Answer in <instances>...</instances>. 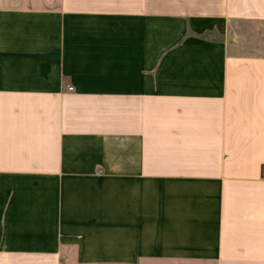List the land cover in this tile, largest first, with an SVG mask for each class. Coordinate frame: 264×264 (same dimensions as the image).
<instances>
[{
    "label": "crops",
    "instance_id": "crops-1",
    "mask_svg": "<svg viewBox=\"0 0 264 264\" xmlns=\"http://www.w3.org/2000/svg\"><path fill=\"white\" fill-rule=\"evenodd\" d=\"M0 264H264V0H0Z\"/></svg>",
    "mask_w": 264,
    "mask_h": 264
},
{
    "label": "built area",
    "instance_id": "built-area-1",
    "mask_svg": "<svg viewBox=\"0 0 264 264\" xmlns=\"http://www.w3.org/2000/svg\"><path fill=\"white\" fill-rule=\"evenodd\" d=\"M73 88L72 87H69V90H72Z\"/></svg>",
    "mask_w": 264,
    "mask_h": 264
}]
</instances>
